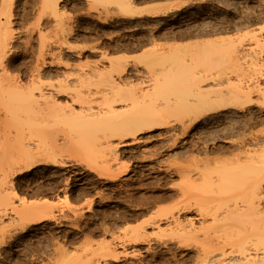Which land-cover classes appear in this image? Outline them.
<instances>
[{"label": "rangeland", "instance_id": "rangeland-1", "mask_svg": "<svg viewBox=\"0 0 264 264\" xmlns=\"http://www.w3.org/2000/svg\"><path fill=\"white\" fill-rule=\"evenodd\" d=\"M105 1H110V5ZM132 1V11L140 13L127 18L115 9V0H61L62 26H69L75 32L64 42L68 45L51 42L41 57L39 33L44 35L43 40L54 39L61 29L57 18H49V23L39 26L36 23L39 31L35 18L41 9V0H0V32L5 30L11 36L8 55L12 57L5 70L0 68V81L1 76H6L2 88L5 83H11V87L20 83L22 90L25 86L28 88L33 78L31 71L44 61L43 66L39 64L40 75L37 76L44 85V93L53 91L49 84L66 81L71 92L76 94L77 91L88 100L74 103L68 93H54L56 103L69 104L77 112L85 109L88 113L107 115L99 118L93 127L86 123L88 132L84 126L85 130L80 126L82 131L74 126L79 130L76 132L66 119L54 116L37 91H34L36 104L17 93L15 97L23 100L16 98L18 102L13 111H7L5 103L13 97L5 95L9 91L0 96V211H8L6 216H0V264H199L202 262L197 256L200 257L199 252L203 255V248L214 249L209 246L217 247L216 242L220 244L222 236H228L224 226L228 221H223L221 215L226 208L223 202L235 198L233 189L231 193L229 190L219 192V185L216 188L214 183H211L213 186L203 183L194 173L191 176L194 180L183 184L186 194L181 197L178 193L181 180L174 172L177 162L174 139L176 132H181V125L191 122L187 134L180 138L191 141L190 147L186 145L184 149V156L201 160L233 157L232 152L236 151L232 150L244 133L259 134L262 137L259 143L264 141V51L260 53L258 46L264 43V0ZM102 5L117 15L105 12ZM4 13L10 14V23L6 22ZM92 45H96L95 52L89 48ZM243 53L245 59L241 57ZM121 57L124 60L118 63L126 66L124 73L118 75L114 68ZM108 75L119 84L126 83L128 88L135 86L129 89L132 90L130 95L124 93L127 100L111 101L116 88L112 90L107 85ZM164 76L170 78L165 81ZM7 77L11 80L7 81ZM242 89L249 91L244 96L246 100L239 94ZM165 98L171 101H156ZM153 100L158 103L153 106L168 108L164 112L168 116L163 119L166 124L136 135L142 141L130 145H122L118 137L108 134V125L131 123L132 110ZM235 101H239L242 108H238L237 103L233 111L198 114L203 108L216 106L214 103L229 106ZM244 120L243 133L234 132L225 137L227 134L218 131L223 125L234 121L242 124ZM105 129L109 130L106 135ZM132 140L130 136L124 142ZM249 140L251 146L254 143L247 138L245 146L251 149ZM256 143V149H252L258 152ZM22 145L45 149L56 164L54 161L23 170V166L16 164L23 153ZM212 145L217 149L215 152L208 151ZM260 148L263 149L264 144ZM233 166L237 164L233 162ZM242 170L236 169L238 173ZM236 171L231 172L237 174ZM248 172L256 175L258 171ZM246 173L244 178L238 177L244 181L255 179L254 175L246 176ZM230 182L227 187L232 188L240 179L233 185ZM220 198L223 200L219 204ZM185 199L196 205L183 214L178 212V202ZM231 199L228 205L233 203ZM30 203L44 205L46 213L52 217L37 222H29L28 217L23 220L21 212ZM198 210L205 215L200 216ZM140 212L142 214L138 215ZM19 222L20 225L26 223L25 229L18 228ZM235 222L230 225L241 228ZM134 234L142 236L139 237L140 247L133 243L121 244ZM111 250V255L128 254L113 262Z\"/></svg>", "mask_w": 264, "mask_h": 264}, {"label": "bare ground", "instance_id": "bare-ground-1", "mask_svg": "<svg viewBox=\"0 0 264 264\" xmlns=\"http://www.w3.org/2000/svg\"><path fill=\"white\" fill-rule=\"evenodd\" d=\"M61 0H41V9H40V11L38 12L37 11V13L38 14H36V18H35V25H36V23H37V25L39 26L40 24L42 25L43 23H45V22H48V21H50L49 20V18H52V19H56V20H58V24H61V29H60V31H59V33H57L56 35H55V38L54 39H52L50 42H48V41H46L45 39L43 40V38H44V35L40 32L39 33V36H40V45H41V52H39V53H42L43 52V50L47 47V49H48V46H49V44L51 43V42H55V43H57V44H59V46H61V45H68V44H65L64 42H66L67 43V41H66V39H68L69 37H71L72 35H73V33L75 32L74 30H73V28H71V27H67V26H62V23H61V18H63L62 17V15L59 13V6H60V2ZM96 1V0H95ZM116 2H115V9H119L122 13H120V14H122V15H124V17H133L134 15H138L140 12H137V11H132V7H131V4H132V0H115ZM108 2V1H107ZM110 2V1H109ZM109 2L108 3H106V1H105V3H106V5L107 4H109ZM112 3V2H111ZM105 5V4H104ZM110 5V4H109ZM108 6V5H107ZM106 6V7H107ZM104 6L102 5V8H103ZM104 7L105 8V12H107V11H109V10H107V8H109V7ZM113 7V6H112ZM169 7V6H168ZM167 7V8H168ZM171 7V6H170ZM111 8V7H110ZM157 8H159V7H156V9ZM114 9V8H113ZM133 9H135V8H133ZM160 9V8H159ZM162 9V8H161ZM165 9V8H164ZM153 10V9H152ZM169 10V9H168ZM117 11V10H116ZM151 11V10H150ZM159 11V10H158ZM158 11H154V12H158ZM105 12H103V9H102V13H104L105 14ZM109 12H111V11H109ZM108 12V13H109ZM114 12H115V10H114ZM149 12V11H148ZM108 13H106V15L108 14ZM118 13V12H117ZM5 14V20H6V22L7 23H10V14H8V13H4ZM111 14L112 15H115V14H113L112 12H111ZM117 15V14H116ZM64 16H65V14H64ZM102 16V15H101ZM100 16V17H101ZM55 17V18H54ZM65 18V17H64ZM67 18V17H66ZM108 18V17H107ZM51 19V20H52ZM71 19V18H70ZM63 20V19H62ZM71 21H72V19H71ZM49 23V22H48ZM37 25H36V27H37ZM0 26H1V23H0ZM37 29L40 31V29L37 27ZM37 30V31H38ZM1 31V30H0ZM77 34V33H76ZM78 35V34H77ZM10 40H11V36H10V34L9 33H7L5 30L4 31H2V33L0 32V68H2V70L4 69H6V66H7V64H9L10 62H11V60H12V57L11 56H9L8 54H9V49H10ZM261 41H263V40H261ZM260 41V42H261ZM63 43V44H62ZM48 44V45H47ZM61 44V45H60ZM173 44H176V43H173ZM258 45V44H257ZM96 46V45H95ZM95 46H89V48H90V50L91 51H96L97 49H96V47ZM258 46H260L259 48L261 49V51H260V53L261 52H263L264 51V43L263 42H261ZM70 47V46H69ZM73 47V46H72ZM72 47H71V49H72ZM61 48V47H60ZM59 48V49H60ZM66 48H68V46L66 47ZM82 48V47H81ZM70 49V50H71ZM73 49H75V48H73ZM84 49V48H83ZM239 49V48H238ZM46 50V49H45ZM81 51V50H80ZM244 51V50H243ZM238 52H241L240 51V49H239V51ZM59 53V52H58ZM237 53V52H236ZM245 53H247V52H245ZM245 53H243V54H245ZM56 54V53H55ZM240 54V53H239ZM42 55H43V53L40 55L41 57H42ZM59 55V54H58ZM235 55V54H234ZM248 55V54H247ZM237 56V55H236ZM235 56V57H236ZM239 56V55H238ZM237 56V57H238ZM241 56V55H240ZM241 57H244V59H245V57H246V54L245 55H243V56H241ZM263 56H261V58H262ZM120 59H122V60H124V57L122 58H118V60H117V63L118 62H120L121 60ZM239 59H240V57H239ZM243 59V58H242ZM260 59V58H259ZM39 60H41L40 58L38 59V61ZM43 60V59H42ZM114 60H116V59H114ZM120 60V61H119ZM257 61H259V63H260V61L261 60H258L257 59ZM43 62L44 61H41V63L43 64ZM112 62H114V61H112ZM41 63H38V64H36V66H35V68H34V70H32L31 71V75L33 76V78H32V82H31V86L29 85V87L27 88L26 86L25 87H23L24 89L22 90V85H21V87L19 86V84L20 83H17L18 84V86H12L11 87V83H10V85H7L8 83H5L4 84V86H3V88H2V84L1 83H3V80L5 81L6 80V76H4L3 78H2V76H1V79H2V81H0V84H1V89H0V96H3V94H5L6 93V91H9V93L8 94H5V95H10L11 94V96H13V97H9V99H11V100H8L7 102H5L6 103V106H7V111L9 110V109H11L12 111H13V108H14V106H15V104H17L16 102H18V100L19 101H22L25 97L26 98H30V100H31V103H32V101H34L35 103L34 104H36L37 102H38V100L35 98V96H34V91H37L38 93H36V94H38L42 99H44V100H42V102L43 103H45V104H47V106L50 108L51 107V111H53L54 113V116L56 115L57 117H60L61 119H63L64 118V120L66 119L67 120V122H70L71 124H72V126L70 125V123H68V125H69V127H73V128H75L74 126H76V128H80V126H81V128L84 126V127H93V124H95V122L99 119V118H101V117H106L107 115H103V114H98V113H96V114H94V113H88V112H85V109H82L81 111H79V112H77V111H75L73 108H72V106L71 105H69L68 103V105H63V106H61L62 105V103H61V105L60 104H58V103H56V95H62V93H65L66 92V94L68 93L69 94V97H72V102H74V103H76V102H82V103H85L86 101V99H87V97H85L84 98V96L82 95L81 96V94L80 95H78V93H77V91H76V94L74 93V92H71L70 90V86H68V83L66 84V81L64 82V81H62V82H64V83H59V84H57L56 83V85H54V84H49L48 86H49V89L50 90H53V91H50L49 93L47 92V93H44L43 92V83H41V82H39L38 81V77L37 76H39L40 75V68H39V64H41ZM116 63V62H115ZM41 64V65H42ZM119 65L116 67V68H114V69H116V71L115 72H117V74L119 75V74H122V73H124V71H125V63L122 65L121 63H118ZM43 66V65H42ZM113 67H114V65H112ZM99 74V73H98ZM109 76V75H108ZM101 77H102V72H101ZM106 77V76H105ZM104 77V78H105ZM168 77L169 76H164V79L163 80H168ZM5 78V79H4ZM65 78H67V77H65ZM103 78V77H102ZM120 78V77H119ZM170 78V77H169ZM7 81H10L11 80V78H8L7 77ZM10 79V80H9ZM64 79V78H63ZM107 79V81L109 82L107 85L108 86H110L111 87V89L113 90L114 88H116V89H114L115 90V97L111 100L112 102H117V101H124V100H127L128 98H126V97H124L125 96V94L124 93H128L129 95L131 94L130 92H132V90H129V89H132L131 87H133V89L135 88V86H129V88L127 87V84L126 83H124V84H119V82H116L115 81V79L112 77V76H109L108 78H106ZM105 79V80H106ZM13 80V79H12ZM62 80V79H61ZM68 81V80H67ZM78 81V80H77ZM6 82V81H5ZM13 82V81H12ZM18 82V81H17ZM61 82V81H60ZM15 81H14V85H15ZM71 83V82H70ZM5 85H7L8 87L7 88H5ZM13 85V84H12ZM70 85V84H69ZM10 86V87H9ZM14 87V88H13ZM75 87V86H74ZM74 87H72V88H74ZM109 87V88H110ZM8 88H11V90L9 89L8 90ZM7 89V90H6ZM76 89V88H75ZM75 89H74V91H75ZM73 90V89H72ZM118 92H117V91ZM129 90V91H128ZM123 91H125V92H123ZM247 91V93L244 91V89H242V91L240 90V92H239V94L241 95V97L243 96V98H244V96L246 97V95L248 94V90H246ZM17 93H18V96H20L21 98H23V99H21L20 97H15V95H17ZM56 95H55V94ZM2 94V95H1ZM24 96V97H23ZM249 96V95H248ZM247 96V97H248ZM238 98H239V96H237ZM240 97V98H241ZM6 98H8V97H6ZM16 98L18 99V100H16ZM237 98V100H239ZM40 99V98H39ZM245 99V98H244ZM41 100V99H40ZM84 100V101H83ZM88 100V99H87ZM241 100V99H240ZM243 100V99H242ZM246 100V99H245ZM110 101V102H111ZM145 101V100H144ZM158 103H169L170 101H171V99L170 98H165V99H162V100H156ZM248 101H250V99L248 100ZM71 102V103H72ZM109 102V103H110ZM111 102V103H112ZM155 101L153 100V103L151 102V101H149V102H145V104H141V107L138 105V108H137V106L136 105H134V106H136V111L135 110H132V111H134V112H132L130 115H129V120L130 121H132L131 123H127V124H124V125H122V124H114V125H108L107 127H108V129L110 130V133H108V131L109 130H106V132H105V130L103 131L104 132V134L105 133H108L110 136H113L114 138H117L118 137V139L120 140V142H122L121 144L122 145H130V144H132V143H137V142H140V141H142L141 140V138L139 137H137L136 135H138V134H140V133H142L143 131H145V130H151V129H154V128H157V127H161L160 125H163V124H166L165 122H164V120L163 119H165V117L166 116H168V114H166V116H165V113L168 111V108L167 107H157L156 105H158V103L156 104V103H154ZM242 103L244 102V101H241ZM138 103H140V102H138ZM141 103H144L143 101H141ZM149 103V104H148ZM152 103V104H151ZM237 103H238V105H237ZM240 102L238 101V102H236L235 101V103H232V104H234V105H231V103H227V105H229V106H232V107H229V106H226V105H223V104H220V102H218V104H213V105H216V106H211L210 108L209 107H206V109H201L202 110V112H201V110H199V112H198V114L201 116V113L202 114H205L207 111L209 112V111H222V110H232L233 111V109H237L236 107L238 106V108L240 107V108H242L241 107V104H239ZM247 103V102H246ZM45 104H44V106H45ZM148 104V105H147ZM153 104H156V105H154L153 106ZM151 105V106H150ZM220 105V106H219ZM156 106V107H155ZM210 106V105H209ZM235 106V107H234ZM230 110V111H231ZM240 110V109H239ZM165 112V113H164ZM50 113V112H49ZM196 113V112H195ZM194 113V114H195ZM229 113V112H228ZM52 114V115H53ZM197 115V114H196ZM224 115H225V113H224ZM231 116H232V114H230ZM195 116V115H194ZM193 116V118L195 119V117ZM198 116V115H197ZM205 116V115H204ZM218 116V115H217ZM228 116V115H227ZM225 117V116H224ZM59 118V119H60ZM199 118V117H198ZM217 118V117H216ZM41 119H42V117H41ZM167 119V118H166ZM31 120V119H30ZM71 120V121H70ZM196 120V119H195ZM40 121V120H39ZM44 121V120H43ZM74 123H73V122ZM94 123H93V122ZM157 121H159V122H157ZM162 121H163V123H162ZM236 121V120H235ZM234 121V122H235ZM239 121V120H238ZM42 122V121H41ZM76 122V123H75ZM92 124H91V123ZM151 122V123H150ZM154 122H156V123H154ZM229 123V124H227V125H223V127L221 126V128L222 129H219L218 131H220V132H222V134H227V136L226 135H224L225 137H228V134H229V137H230V133L231 134H235V133H237V134H239V133H243V130H245L244 129V127L246 126V123H245V120H244V122L242 123L241 121V123L242 124H240V123ZM37 123V122H36ZM40 123V122H39ZM86 123L89 125H86ZM191 123V122H190ZM190 123L186 126V125H184V123L181 125V132H179V134L181 135H179L178 134V132H176V136H175V139H174V142H177V145H176V147H177V152H176V167H175V170H174V172H176V174H177V176H178V178L181 180V181H179L181 184H180V186H179V188H178V193H180V196L182 197V196H185V194H186V187L184 186V185H186L185 183L186 182H188V181H191V176H192V174H194V173H196L197 174V179L199 178L203 183H207V184H209V185H212L213 183L215 184H213L214 186H216V185H219V188L217 189V190H219V192H221L222 190H223V193L224 192H226V191H228L229 190V192L231 193L232 191H234L233 193H234V196H235V198H227L226 200L228 201V203L230 202V199H231V201L233 202V203H231V205L229 204L228 205V203L227 202H223L224 204H223V206L225 207L226 206V208L225 209H223V207H222V209L223 210H225L224 211V214L223 215H221L222 217H223V221L225 220V221H228V222H226V225H224V226H226L225 228H227V230H226V233L228 232V236H227V234H225L226 236H222V238H221V241H220V244L218 243V242H216L217 244H218V246H217V244H216V246L217 247H214L213 245H211V246H209L210 247V249L211 248H214V249H211V250H209L208 248V250L207 249H199V251H202V253H203V255H200L201 253L199 252V256L200 257H198L197 256V259L198 258H200V260L199 261H201L203 264H264V148L263 149H261L260 148V145H263L264 144V141L262 142V144H260L259 142H261L262 140V137L259 135V134H252V135H248L247 133H244V135L246 134V135H248L249 137H246V135H245V137H244V135H243V138H241V140L239 141V142H236L237 143V145H236V149L237 150H232V151H236V153H233L232 152V154H233V157L231 158H227V159H221V158H218V157H211V158H206V159H204V160H201V159H196V157L194 158V157H185L184 156V149H186L187 148V146H189L190 147V143H191V141H183V139H180L181 137H183L185 134H187V131L190 129V127L191 126H189L190 125ZM74 124V125H73ZM91 124V125H90ZM77 126H79V127H77ZM83 127V128H84ZM86 127V128H87ZM112 127H114V128H116V129H114V128H112ZM173 128V130L175 129L174 127L175 126H172ZM218 127H220V126H218ZM217 127V128H218ZM247 127H248V125H247ZM247 127H246V129H247ZM76 128H75V130H76ZM80 128V129H81ZM82 128V129H83ZM85 128V129H86ZM119 128H122V129H120L119 130ZM82 129H81V131H82ZM85 129H83V130H85ZM89 129H91V128H89ZM179 130V131H180ZM212 130V129H211ZM77 131H79L78 129L76 130V132ZM87 132H88V128H87V130H86ZM176 131H178V129L176 128ZM215 131H216V128H215ZM85 131H83L82 132V134L84 133ZM111 132H112V134H111ZM233 132V133H232ZM235 132V133H234ZM252 132V131H251ZM254 132V131H253ZM80 133V132H79ZM107 134V137H110L109 135ZM211 134H213V133H211ZM236 134V135H237ZM106 135V134H105ZM242 135V134H241ZM241 135L239 136V137H241ZM262 135V134H261ZM116 136V137H115ZM133 137V140H132V142H130V143H126V142H124V140L125 139H127L128 137ZM214 136V135H213ZM233 136V135H232ZM106 137V138H107ZM112 137V138H113ZM217 137V136H216ZM211 138V137H210ZM247 138H249V139H252V142L254 141V143L252 144V146H251V140H249V142L250 143H248V144H250V147L249 148H254V149H256L255 147H254V144H255V142H258V143H256L257 144V146H258V144H259V149H258V147H257V149H258V152H256L257 150H254V149H248V147L247 146H245L246 144L245 143H247L248 141H247ZM206 139V138H205ZM259 139H260V141H259ZM213 140H215V137H213ZM232 140V139H231ZM263 140H264V138H263ZM225 141V140H224ZM205 142V141H204ZM206 142H208V141H206ZM235 143V142H234ZM176 144V143H175ZM212 144H213V142H212ZM229 144V143H228ZM230 144H231V141H230ZM247 144V145H248ZM30 145V144H29ZM29 145H28V147H29ZM187 145V146H186ZM232 145V144H231ZM234 144H233V146H235ZM26 146V147H25ZM22 145V152L23 153H21L22 154V156L20 157V159L18 160V162H16V164H19L20 166H23V170H24V168H32V167H35V166H37V165H41V164H49V162L51 163H54V161H55V164H56V160H55V158H54V160L53 159H51L50 157H49V155H47L48 153H47V151L45 150V149H42L41 147V149L42 150H39V149H37V146L35 147V148H27V145ZM216 146V145H215ZM249 146V145H248ZM256 146V145H255ZM192 147V146H191ZM217 147V146H216ZM219 147H220V145L218 146V149H219ZM245 147H247V148H245ZM261 147H263V146H261ZM39 148V147H38ZM193 148V147H192ZM35 149V150H34ZM189 149V148H188ZM191 149V148H190ZM20 150V149H19ZM206 150H208V149H206ZM215 150H217V149H215V147L212 145V147H209V152H215ZM230 150V149H229ZM229 150H228V152H229ZM49 151V150H48ZM186 151V150H185ZM188 151V150H187ZM258 153V154H257ZM191 154V153H190ZM190 154H189V156H190ZM231 154V153H230ZM257 154V155H256ZM114 155V154H113ZM185 157V158H184ZM17 161V160H16ZM233 162H234V164L236 163L237 164V167L236 166H233ZM60 164H61V161L59 162ZM62 163H65V162H62ZM232 164V165H231ZM231 165V166H230ZM18 166V165H17ZM233 167V169H230V167ZM10 167V166H9ZM13 167V166H12ZM19 167V166H18ZM236 167V168H235ZM13 169V168H12ZM236 169L238 170H242L243 172H244V169L245 170H247V169H249V170H247V171H245V173L246 172H248V171H250V172H253V173H255V171L257 172V176L259 175V177H260V173H261V176L263 177H258V178H256V175H254V174H252V173H250L249 174V172H248V174L246 173V176L247 175H254L255 176V179H248V180H246L247 179V177H246V181H244V180H242L241 179V177L242 178H244V174L243 173H241L242 171H240V173H238V171H236ZM26 170V169H25ZM230 170V171H229ZM232 170H235L236 172H237V174L235 173V172H231ZM252 170V171H251ZM10 171V170H9ZM230 172V173H229ZM18 173V172H17ZM232 173H234V175L232 176V177H234V176H236V178L234 179V178H232L231 177V179L232 180H234L233 182H236L237 181V179L239 178L240 179V183H236L234 186H232V188H230V186L229 187H227V185H229V180H231L230 178H229V175L230 174H232ZM212 174H214V175H212ZM236 174V175H235ZM243 174V175H242ZM210 175H212V177L214 178H211V176ZM194 176V175H193ZM238 176H241V177H238ZM253 176V177H254ZM238 177V178H237ZM195 178H196V175H195ZM209 178V179H208ZM248 178H249V176H248ZM213 179V182H211V180ZM259 179V180H258ZM260 179H262V180H260ZM192 180H194V179H192ZM196 180V179H195ZM207 180V181H206ZM210 180V181H209ZM249 180H252V181H249ZM215 181V182H214ZM217 181V182H216ZM242 181V182H241ZM248 181V182H247ZM193 182V181H192ZM192 182H190L189 184H191ZM233 182H230V185H233ZM212 183V184H211ZM218 183V184H217ZM227 183V184H226ZM232 183V184H231ZM184 184V185H183ZM212 185V186H213ZM221 186V187H220ZM222 186L225 188V189H222ZM185 188V189H184ZM216 188H217V186H216ZM226 188H227V190H226ZM228 188H230V189H228ZM233 189V190H232ZM225 190V191H224ZM232 190V191H231ZM227 193V192H226ZM232 193V194H233ZM236 194L238 195V197H236ZM227 197H229V196H227ZM221 199V201H219L218 202V200H217V202L220 204V202H222V200H223V198H220ZM219 199V200H220ZM67 200V199H66ZM187 199H185V200H183V201H179L178 202V204H179V206H178V212H183V214H186V212L187 211H189L190 210V208H192V205H196V204H192L191 205V203L189 202V200H187ZM225 201V200H224ZM226 203H227V205H226ZM30 206H27V208H26V210L25 209H23L24 211L23 212H21V217L22 218H24L23 220H25L27 217V219L29 220V222H37V221H40V220H42L44 217L45 218H50V217H52L51 215H48L47 213H46V210H45V207H43L44 205H36V203H30L29 204ZM68 205V204H67ZM74 207V206H73ZM72 209V208H71ZM74 209V208H73ZM76 209V208H75ZM74 209V210H75ZM144 209V208H143ZM143 209H141V211L143 210ZM199 209H201V208H199ZM73 210V211H74ZM202 210H204V209H202ZM76 211V210H75ZM8 211L6 210V209H4L3 211L1 210L0 211V216H6L8 213H7ZM190 212V211H189ZM198 212H199V214H200V216L201 215H205V214H203L204 213V211L202 212L201 210H198ZM223 212V211H222ZM221 212V213H222ZM136 214V213H135ZM139 214H142V212H140V213H138V215ZM180 214V213H179ZM23 215H24V217H23ZM137 215V214H136ZM135 215V216H136ZM137 215V216H138ZM216 216V215H215ZM26 219V220H27ZM177 219V218H176ZM1 220V219H0ZM179 220V219H178ZM177 221V220H176ZM180 221V220H179ZM234 221H236L237 223H239V225H241V228H237L238 227V225H236V224H233V225H236V226H231L230 225V222H232V223H234ZM24 222V221H23ZM235 222V223H236ZM26 223H27V221H26ZM26 223H24V224H22V225H20L21 223L19 222V225H20V227H18V228H24V226H25V224ZM181 223V222H180ZM225 224V223H224ZM227 224H229V226L227 225ZM16 225V224H15ZM244 225V226H243ZM16 226H18V225H16ZM10 227V226H9ZM231 227V228H230ZM232 227H233V229H232ZM234 227H235V229H234ZM5 229V228H4ZM8 229V228H7ZM12 229V228H11ZM25 229V228H24ZM135 230V229H134ZM231 232V233H230ZM135 234H138V233H135ZM134 234V235H135ZM134 235H132V237L133 238H131L130 239V237H129V239L128 238H126V239H128V240H126V239H124L125 241H123V242H121V244L124 246L125 245V243H127V245H128V243H133L132 245H134V246H139L140 247V241H141V238H139V237H142V236H140V234H139V236L138 235H135V236H137V237H134ZM219 237V236H218ZM187 238H189V237H187ZM219 238V239H220ZM190 239V238H189ZM121 240H123V238L121 239ZM180 240H181V238H180ZM184 239H182V241H179L180 243H178L179 245L181 244V242H184L183 241ZM217 241V240H216ZM178 242V241H177ZM188 243H189V241H188ZM111 244H112V242H111ZM111 244H107V245H105V246H107V248H109V245H111ZM186 244H187V242H186ZM186 244H184L183 243V246L184 245H186ZM189 244H187L186 246H188ZM220 245V246H219ZM180 246H182V244L180 245ZM227 248L229 249V250H227ZM225 249L228 251V252H226L225 251ZM109 251V250H108ZM114 251V250H113ZM25 253H26V251H25ZM111 253H112V250H111V252H110V255H111ZM114 253V252H113ZM115 254V253H114ZM127 254L128 253H124L122 256H124V257H126L127 256ZM42 256V255H41ZM47 256V255H46ZM46 256H45V258H46ZM112 256V258H113V262H116V260H119L120 258H122V256H120V255H117V253H116V255H111ZM34 259V258H33ZM31 260V259H30ZM197 260V261H198ZM44 261H46V260H44ZM111 261V260H110ZM139 261V260H138ZM198 261V262H199ZM17 262V261H16ZM41 262V261H40ZM46 262H48V260L46 261ZM142 262V261H141ZM18 263V262H17ZM202 263H199V264H202ZM16 264V263H15ZM44 264V263H43ZM46 264V263H45ZM136 264V263H135ZM137 264H141V263H138L137 262Z\"/></svg>", "mask_w": 264, "mask_h": 264}]
</instances>
